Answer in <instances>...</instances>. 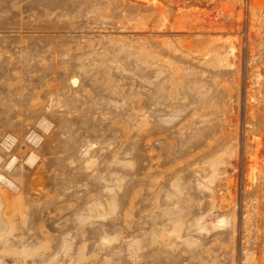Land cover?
Returning <instances> with one entry per match:
<instances>
[{"label": "rangeland", "instance_id": "obj_1", "mask_svg": "<svg viewBox=\"0 0 264 264\" xmlns=\"http://www.w3.org/2000/svg\"><path fill=\"white\" fill-rule=\"evenodd\" d=\"M0 177V264H264V0H0Z\"/></svg>", "mask_w": 264, "mask_h": 264}, {"label": "bare ground", "instance_id": "obj_2", "mask_svg": "<svg viewBox=\"0 0 264 264\" xmlns=\"http://www.w3.org/2000/svg\"><path fill=\"white\" fill-rule=\"evenodd\" d=\"M13 138L12 137H10V136H7L6 138H5V140H4V142H6L7 144L9 143V144H11V143H13ZM5 144V143H4ZM0 181L6 186V187H8V188H13V185H12V183H11V181H8L7 179H5V178H3V177H0Z\"/></svg>", "mask_w": 264, "mask_h": 264}]
</instances>
